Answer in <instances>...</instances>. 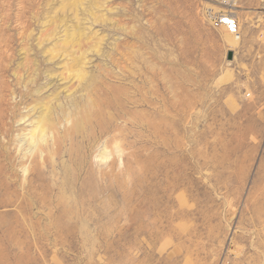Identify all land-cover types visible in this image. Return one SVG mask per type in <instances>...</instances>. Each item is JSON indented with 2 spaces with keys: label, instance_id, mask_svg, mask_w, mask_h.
<instances>
[{
  "label": "rangeland",
  "instance_id": "374dc122",
  "mask_svg": "<svg viewBox=\"0 0 264 264\" xmlns=\"http://www.w3.org/2000/svg\"><path fill=\"white\" fill-rule=\"evenodd\" d=\"M0 264H264V0H0Z\"/></svg>",
  "mask_w": 264,
  "mask_h": 264
},
{
  "label": "bare ground",
  "instance_id": "6f19581e",
  "mask_svg": "<svg viewBox=\"0 0 264 264\" xmlns=\"http://www.w3.org/2000/svg\"><path fill=\"white\" fill-rule=\"evenodd\" d=\"M230 34H232V33H230ZM232 35H234V34H232ZM72 36L73 37L75 36V32L72 33ZM235 38L239 39L236 36H235ZM236 39H235V43L237 44L238 41ZM66 42H67V40H66ZM76 72L79 73V69H77ZM79 76L82 78L81 81L86 80L85 74L80 73ZM84 87H85V89H87L89 87V85L88 86L84 85L83 88ZM79 105H80V103H78V105L75 106L74 110H78V112H79V110H81V113H83L85 110H90L86 104H83V105L81 104L82 105V106L80 105L81 107ZM78 112L74 113V115L78 114ZM72 121H73V127L74 128H79L83 122V121H81V117L80 118L77 117L76 119L73 118ZM40 123H41L40 126H38L35 130H33L31 132V139H29V141H30V143H33V145H34V152L40 151L41 153H43V152H45V149L43 148L42 143H43L44 139L49 135V133L52 132L53 129L55 130L56 127H55L54 120L49 118L47 113L43 116ZM69 130H70V128H69ZM45 141H47V143H48L49 142L48 138H46Z\"/></svg>",
  "mask_w": 264,
  "mask_h": 264
},
{
  "label": "built area",
  "instance_id": "2783aa9c",
  "mask_svg": "<svg viewBox=\"0 0 264 264\" xmlns=\"http://www.w3.org/2000/svg\"><path fill=\"white\" fill-rule=\"evenodd\" d=\"M206 17L213 28H226V30L241 39L240 23L236 14L229 11L209 10Z\"/></svg>",
  "mask_w": 264,
  "mask_h": 264
}]
</instances>
